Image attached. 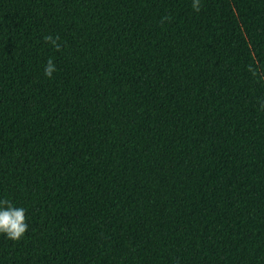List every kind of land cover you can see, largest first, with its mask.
I'll list each match as a JSON object with an SVG mask.
<instances>
[{
	"label": "trees",
	"instance_id": "trees-1",
	"mask_svg": "<svg viewBox=\"0 0 264 264\" xmlns=\"http://www.w3.org/2000/svg\"><path fill=\"white\" fill-rule=\"evenodd\" d=\"M192 5L0 0V264H264V0Z\"/></svg>",
	"mask_w": 264,
	"mask_h": 264
},
{
	"label": "clouds",
	"instance_id": "clouds-1",
	"mask_svg": "<svg viewBox=\"0 0 264 264\" xmlns=\"http://www.w3.org/2000/svg\"><path fill=\"white\" fill-rule=\"evenodd\" d=\"M192 6L194 11L199 12L201 10L200 0H193ZM44 41L54 47L57 51L61 48L58 43V36L53 37L52 35H47L44 37ZM55 71V64L53 60L49 58L46 67L44 68V75L51 79ZM248 71L251 72L253 77H258L259 79L264 80V75H259L252 65H249ZM261 109H264V103L261 104ZM26 220V212L23 207H16L8 199L0 198V234L5 235L10 240L19 241L28 230Z\"/></svg>",
	"mask_w": 264,
	"mask_h": 264
}]
</instances>
